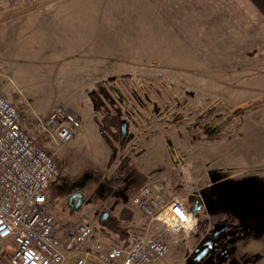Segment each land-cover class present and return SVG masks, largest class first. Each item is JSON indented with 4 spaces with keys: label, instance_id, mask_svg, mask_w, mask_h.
Wrapping results in <instances>:
<instances>
[{
    "label": "rangeland",
    "instance_id": "374dc122",
    "mask_svg": "<svg viewBox=\"0 0 264 264\" xmlns=\"http://www.w3.org/2000/svg\"><path fill=\"white\" fill-rule=\"evenodd\" d=\"M0 18L15 20L2 31L42 35L39 48L24 52L34 61L23 67L24 80L0 75V85L24 128L58 164V179L48 190L57 219L81 217L68 206L76 191L103 207L105 182L127 170L110 165L124 162L131 146V139L122 145L113 135L122 120L132 127L136 121L130 134H158V152L168 156L160 154L163 162L136 196L149 186L164 204L180 200L190 211L196 192L210 185L259 180L261 196L238 201L237 212L216 210V216L248 218L253 230L235 245V257L248 254L264 264V153L247 157L240 149L248 117L264 104V0H0ZM12 89L21 100L9 97ZM57 108L79 121L70 142L44 131ZM174 134L176 146L165 137ZM112 140L119 149L107 167ZM134 207L129 237L148 223ZM82 209L95 228L102 226L91 205ZM192 213L198 221L190 235L161 228L168 264H192L187 256L203 237L200 217Z\"/></svg>",
    "mask_w": 264,
    "mask_h": 264
},
{
    "label": "built area",
    "instance_id": "2783aa9c",
    "mask_svg": "<svg viewBox=\"0 0 264 264\" xmlns=\"http://www.w3.org/2000/svg\"><path fill=\"white\" fill-rule=\"evenodd\" d=\"M79 127L78 119L57 108L44 131L67 143ZM57 166L54 155L24 128L0 85V264H162L169 243L161 228L190 235L198 221L180 200L164 204L147 186L133 199L148 218L145 229L106 249L88 212L80 209L73 213H82L78 220L63 222L52 211L48 190L58 179Z\"/></svg>",
    "mask_w": 264,
    "mask_h": 264
},
{
    "label": "crops",
    "instance_id": "0c3cea01",
    "mask_svg": "<svg viewBox=\"0 0 264 264\" xmlns=\"http://www.w3.org/2000/svg\"><path fill=\"white\" fill-rule=\"evenodd\" d=\"M15 20L9 18H0V27H6L7 24L13 23ZM9 33V34H8ZM42 43V35L41 33L36 34H25L19 35L13 32H8V30L2 31L0 30V75L2 78L5 77L11 78L16 82H21L24 80L23 76V67L24 66H34L33 57H30L27 60L28 56H25L24 52L26 50H30L34 52L36 47L39 48ZM29 61V63H27ZM42 63V62H41ZM44 64V63H43ZM49 71L46 72V74ZM27 75V72L25 76ZM50 75V74H49ZM4 79L2 81L4 82ZM10 94V98L16 101L21 99L18 98L17 92L15 90ZM53 105H61V104H53ZM130 123H133L129 121ZM134 125L137 126V122L134 121ZM131 127V132L134 133L136 127ZM241 145L240 149L242 154L247 157L251 155L250 152H258L264 153V104L260 105L255 109L254 113L250 115L242 129ZM256 134V135H255ZM199 137L197 133H194V138ZM168 142L175 143L177 136L174 137L171 135H165ZM160 137L158 134L153 132L146 133H136L132 134L131 137V146L129 147V151L125 152V160L121 162V160L112 163L111 158L113 156V151L107 160V167L110 165H114V171L117 169H124L121 173L126 174V172L130 176V184L129 190L127 192L128 199L120 198L118 205L115 210V214L117 217L116 228L110 229L112 232L104 227L95 228L96 234L103 241L104 247L106 249L110 248L114 244H126L129 238V225L131 226V222L135 217V210L133 204V199L140 193V189L142 185L146 182V178L151 175L154 171V168L160 164V160L163 162V157H160V153L158 152V146L160 144ZM182 141V140H181ZM170 142V143H171ZM183 142V141H182ZM108 143V142H107ZM184 145V143H183ZM170 146H173L170 144ZM198 147V146H197ZM167 156L164 154L162 156ZM169 159V158H168ZM167 160V158H166ZM166 160L165 163L166 164ZM111 161V162H110ZM125 166V167H124ZM158 168V167H156ZM155 168V169H156ZM106 170V168H105ZM108 170V168H107ZM108 176L105 177V180ZM122 183V182H121ZM112 201H116L115 198H105L103 201V205L107 206ZM100 229V231H99ZM143 229V228H141ZM140 229V230H141ZM133 229H131V232ZM106 240V241H105ZM109 241V242H107ZM165 264H168L166 260Z\"/></svg>",
    "mask_w": 264,
    "mask_h": 264
},
{
    "label": "flooded vegetation",
    "instance_id": "af4514ba",
    "mask_svg": "<svg viewBox=\"0 0 264 264\" xmlns=\"http://www.w3.org/2000/svg\"><path fill=\"white\" fill-rule=\"evenodd\" d=\"M102 91L105 92V90ZM120 126L121 122L118 126L119 130ZM101 127L104 126L101 124ZM131 127L132 123L129 122V133L131 132ZM104 129H106V126ZM113 136L120 144H123L120 138V132L118 133V136ZM110 143H112L111 146L113 148L114 156L111 158V161L113 162L115 160V154H117L119 148L114 146L113 140L110 141ZM129 178L130 176L126 172V174L117 175L105 182L106 184L104 186L107 193L100 201L99 208L101 207V203L103 206L100 210L93 201L94 197L87 196L83 193L82 206L80 209L91 205L93 208L92 214L96 218L98 224L104 226L106 229L116 228L117 220L115 217L117 216L114 213L119 199H128L127 192L130 184ZM222 185L223 186L210 185L203 191H200L199 193L196 192L197 198H195L192 205H190L197 209L196 213L200 217L199 229L203 230L204 235L203 232L199 233L200 235L202 234L203 237L199 239L193 251L188 254V262L192 264H256L258 261L257 258H251V256L247 257L248 254H244L241 260H238L235 257V245L240 240L247 239L249 233L253 230L250 220L245 218L244 221L235 222V217H227V215L216 216V210H222L225 214H227L228 209L231 212H235L238 208L236 210L234 208L242 206L240 204L238 205V201L245 202V199H248L250 196L258 197L262 195L263 191L261 189V183L256 178H248L247 180H242L236 183H226ZM249 191H251L252 194L248 195ZM103 198H115L116 201H112L108 207H105L102 202L104 201ZM69 203H71V206H74L77 203V199L72 202H70L69 199L68 206ZM259 205L258 201V208ZM108 213V217L103 219L105 214ZM229 225H231V227L227 228Z\"/></svg>",
    "mask_w": 264,
    "mask_h": 264
},
{
    "label": "water",
    "instance_id": "95a60500",
    "mask_svg": "<svg viewBox=\"0 0 264 264\" xmlns=\"http://www.w3.org/2000/svg\"><path fill=\"white\" fill-rule=\"evenodd\" d=\"M132 135L129 133V122L124 119L121 121V126H120V138L122 140V142H126L128 141L129 139H131ZM124 144V143H123ZM122 144V145H123ZM82 198H83V193L82 192H75L74 194H72L70 196V202L74 201L75 199H77V203L74 205V206H71V203H69V206L71 208V212L74 213V212H77L80 210L81 206H82ZM190 211L191 212H196L197 209L190 206ZM109 215L108 214H105V216L103 217V219L107 218ZM231 227V225L227 226V228Z\"/></svg>",
    "mask_w": 264,
    "mask_h": 264
}]
</instances>
